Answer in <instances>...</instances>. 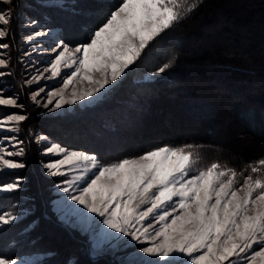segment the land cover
<instances>
[{
    "label": "snow or ice",
    "instance_id": "obj_1",
    "mask_svg": "<svg viewBox=\"0 0 264 264\" xmlns=\"http://www.w3.org/2000/svg\"><path fill=\"white\" fill-rule=\"evenodd\" d=\"M0 3L11 4L12 0ZM198 6L199 0H121L106 22L89 37L90 42L70 50L61 41L63 50L52 63L53 76L60 74L61 63L76 67L64 80V87L54 93L60 97L56 107L100 93L110 80L116 81L141 57L151 41ZM10 14L11 8L0 9V26L10 23ZM6 34L7 29L0 27V37ZM5 64L0 59V66ZM170 64L171 61L165 63L158 71L164 72ZM94 73H99L100 78L95 79ZM78 76L92 86L83 90L73 88L71 97L65 99V91ZM0 105L17 106L15 99L4 98H0ZM7 119L21 122L26 117L11 115ZM192 147H157L138 158L101 164L95 155L53 144L47 151L63 154V158L45 168L52 176L64 175L62 169L66 167L82 169L77 180L85 186H77L73 189L77 194H72L70 187L75 181H65L69 186L58 190L68 195L59 203L71 200L82 206L78 214L89 226L93 221L88 213L100 217L94 223L111 230L104 233L110 246H114L111 241L144 245L137 252L150 259L136 264H174L176 255L188 257L185 264H237L241 258L244 264H264V158L257 165L248 166L257 175H247L237 188L236 177L243 173L215 162L185 179L195 163ZM20 155L23 149L0 155V168H23L24 164L8 158ZM17 188V183H6L0 191ZM17 218L10 212L0 214V226ZM98 247L94 244V250ZM0 264L20 261L0 254Z\"/></svg>",
    "mask_w": 264,
    "mask_h": 264
},
{
    "label": "trees",
    "instance_id": "obj_2",
    "mask_svg": "<svg viewBox=\"0 0 264 264\" xmlns=\"http://www.w3.org/2000/svg\"><path fill=\"white\" fill-rule=\"evenodd\" d=\"M112 1L115 7L121 2ZM21 3L22 0L12 1L13 13L19 11ZM218 15L224 16V25L210 30L226 32L228 47L245 43L264 53V0H199L197 8L150 42L141 57L127 68L126 80L110 97L90 108L91 115H99H95L96 119H78L71 127L80 144L90 131L92 141L85 142L82 150L108 163L157 147L194 145L201 147L209 160L236 171L257 165L264 158V104L251 102L253 97L264 100V91L251 90L247 101L241 103L231 104L228 100L229 93L239 96L245 90L250 76L264 77V64L259 65L263 57L239 50L237 55L229 56V49L215 41L195 48L189 45V40L199 38L202 30L208 31L206 26ZM14 17L16 23L17 16ZM11 28L16 30L15 25ZM239 29L249 34L250 42H245V34ZM170 61L168 69L158 71ZM255 64L259 65L257 70ZM33 126L28 122L25 131ZM221 133H226L227 139H220ZM27 153L29 167L32 156ZM28 170L27 185L35 200L27 206L34 207V212L0 226V254L17 258L33 252L58 253L56 258L47 257L37 264H117L106 256L91 255L84 238L56 221L41 198L37 171ZM14 199L17 196L0 197V213ZM44 221L60 240L72 243L71 250L62 242L53 244V249L46 246L48 240L39 231Z\"/></svg>",
    "mask_w": 264,
    "mask_h": 264
},
{
    "label": "rangeland",
    "instance_id": "obj_3",
    "mask_svg": "<svg viewBox=\"0 0 264 264\" xmlns=\"http://www.w3.org/2000/svg\"><path fill=\"white\" fill-rule=\"evenodd\" d=\"M9 8H11L10 23L0 26L7 29V34L4 37H0V44L8 45L7 48L0 47V59L6 62L5 65L0 66V98L15 99L17 106L0 105V155L9 151L18 152L20 149H23V155L8 158L24 164V167L17 169L0 168V187L6 183L18 184V188L14 191H0V197L3 199L10 195L17 196V199L12 200L13 202L10 201L5 211L0 214L10 212L16 215L18 217L17 219H20L34 212V207L27 206L35 200V197L31 196V191H29L31 187L27 185V169H29V172L35 169L40 180V192L42 196L40 197L44 200L46 209L53 215L57 222L67 225L69 228L75 230L80 237L85 239L91 255L106 256L117 264H136L141 259H150L145 257L144 254L137 252V249L144 245L136 244L135 242L124 245L118 241H111V245L114 246H110L106 241L104 233L111 232V230L106 229L102 224L96 225L94 223L100 220V217L88 213L87 217L93 221L91 226H89L88 222L78 214L82 206L71 200L59 203L63 200V197L68 195L58 190L69 186L64 183L65 181H75L70 187L72 194H77L73 190L77 186H85L82 181L77 180V177L82 175V169H69L66 167L62 169L65 173L64 175L52 176L49 174V170L45 168L46 164L63 158V154L55 152L49 153L47 151L53 144H58L70 151H82L89 155H94L82 150L86 146L85 142L92 141L90 140V131L88 130L84 134L83 142L80 144L81 140L76 135H73L72 131H70L71 127L75 126V123H78V119H80L79 122H82L83 118L87 119L92 117L93 120L96 119L99 115L97 116V113H95L97 117L91 115V112H89L90 108L103 103L126 80L124 77L126 76L127 69L116 81L110 80L106 88L102 89L100 93H96L93 97L77 100L75 104L61 103L60 108L56 107V103L60 100V97L54 95V93L64 87V80L75 70L76 65L67 67L61 63L60 74L53 76L52 63L55 61L59 52L63 50V45H67L70 50H74L77 46L90 42L89 37L99 26H102L106 22L110 11L115 10L114 1L22 0L21 7L17 13H13L12 3H0V9L7 11ZM14 14L17 16L16 23L14 22ZM223 17V15H218L211 20L209 25L206 26L208 27V31L204 32L202 30L204 34L202 35L201 32L199 38L196 37L194 40H189V45L195 48L196 45H199V47L201 45L206 46L207 43L210 44V42L215 41L217 44L220 45L221 43L224 48L229 49L227 50L228 54H231L229 56L233 54L237 55L239 50L243 54L250 55L254 52L253 54L260 55L264 59L263 52L255 49L252 50L245 43L234 44L231 48L228 47L227 42L230 39L226 38V32L218 29L219 32L215 33L214 30H210V27L214 28L217 26L219 28V26H223ZM102 18L101 23L98 22ZM14 25L16 26L15 31L11 28ZM96 25L98 26L92 31V28ZM228 28L231 29L229 26ZM242 32L246 37L244 39L245 42H250L249 34L241 30ZM38 33H42V35H37ZM28 36H32L33 39L28 40ZM61 41H63V45ZM77 55L80 56L82 54ZM259 62V65L261 63L264 64V60H260ZM251 66L254 67V63ZM258 66L254 69L257 70ZM93 76L95 79L100 78L99 73H94ZM249 79L250 81L246 84L245 90L239 92V96L229 93L231 96L229 97L228 103L247 101L246 95L248 96L251 90H254L255 93L256 90L264 91V77L254 78L250 76ZM91 86L87 81L78 76L73 79L72 84L65 91V99L71 97L73 88L83 90ZM50 93L53 95L49 96ZM34 96L35 99H33ZM255 98L253 97L252 104L256 105L259 102L264 104V100ZM49 99L52 100V103L48 102ZM20 105L23 107H20ZM11 115H23L26 119L21 122L8 121L7 117ZM28 122L35 126L33 128L30 127V131L26 132L25 128ZM224 138L227 139V134L221 133L220 139ZM122 140L130 141V138L123 137ZM184 146L187 145L167 147ZM192 146L190 150L195 154V163H193L189 175L185 179H190L193 175L198 174L200 169L206 168L214 163L208 159L207 154L202 152L201 147ZM28 151L32 156V162H30L32 164H29V167L26 164L27 160H29L27 155ZM144 153L128 158H138ZM117 161L113 160L108 163ZM219 164L225 165L223 163ZM237 173H243V175H237L236 177L237 183L235 186L237 188L243 184V180L247 175L251 174L254 177L257 175L251 173L250 168H247V171H237ZM88 175L90 176L91 172ZM240 195H243V193H240ZM83 211L86 213V210ZM151 223L154 227H159L155 220H152ZM47 227H50V225L44 221L39 231L45 234L44 237H46L45 239L49 243L46 246L49 249H53V244L62 242L65 244L67 250H71L72 243L69 242L68 244V242L66 243L60 240L56 235V231ZM86 228L87 230H85ZM123 239L128 240L129 238L124 237ZM94 244L99 245L95 250ZM56 256H58V253L33 252L13 259L20 261V264H37L47 257L56 258ZM188 259V257L182 255L173 257L174 264H185V261ZM237 264H244L243 259L241 258L237 261Z\"/></svg>",
    "mask_w": 264,
    "mask_h": 264
}]
</instances>
